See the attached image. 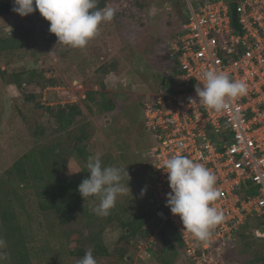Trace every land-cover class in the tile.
Returning <instances> with one entry per match:
<instances>
[{
  "label": "rangeland",
  "instance_id": "obj_1",
  "mask_svg": "<svg viewBox=\"0 0 264 264\" xmlns=\"http://www.w3.org/2000/svg\"><path fill=\"white\" fill-rule=\"evenodd\" d=\"M7 1L13 6V0ZM199 1L110 0L106 6L115 9L114 18L102 23L98 34L82 49L57 44V37L48 30L49 22L38 10L26 17L14 12L0 16V38L7 33L20 37L23 43L10 54L0 52V72L4 71L8 80L11 74L22 73L20 88L0 76V178L37 145L56 141L54 120L44 108H39L65 104H76L82 112L71 130L77 133L80 126H86V149L90 155H99L104 166L106 159L108 166L126 167L129 175L124 176L122 183L129 182L130 190L117 197L107 216L96 215L92 209L99 201L89 198L65 225L52 212L39 210L33 189L19 188L13 208L20 217L32 264H77L79 259L71 252L90 250L92 244L88 240L99 230L98 238L112 252L122 235L119 223L150 206L156 225L150 221L148 229L156 244L148 257L142 255L145 245L138 244L128 262L94 258L97 264H161L156 260L162 251L161 233L165 232V238L169 232L164 218L154 209L155 200L148 189L154 140L144 128L143 110L144 104L150 103L161 89L163 80L166 90H175L176 67L170 46L188 20V4L196 6ZM32 71L41 76L30 80L28 72ZM87 92L93 93L92 101L86 100ZM101 92L114 103L113 111L97 110ZM30 95L34 98L29 101L26 98ZM37 127L43 130L40 137L34 135ZM65 156L68 160L63 172L81 174L86 164ZM145 188L147 191L141 196ZM109 216L110 221H106ZM171 242L177 248L172 239ZM5 247L0 246V264H9ZM208 257V264H264V239L241 229L222 254L216 259ZM170 264H186L182 251Z\"/></svg>",
  "mask_w": 264,
  "mask_h": 264
},
{
  "label": "built area",
  "instance_id": "obj_2",
  "mask_svg": "<svg viewBox=\"0 0 264 264\" xmlns=\"http://www.w3.org/2000/svg\"><path fill=\"white\" fill-rule=\"evenodd\" d=\"M188 6V20L170 46L176 88L160 89L144 104V128L154 140L148 189L156 212L178 232L186 264H208V256L216 259L235 242L249 218L262 221L257 234L264 238V0H200ZM206 70L243 82L245 94L231 98L221 112L190 103ZM174 155L202 163L216 177L212 206L224 219L205 242L182 231L180 218L165 206L170 187L159 168ZM153 239L150 233L137 237L135 252L144 244L142 255L148 257Z\"/></svg>",
  "mask_w": 264,
  "mask_h": 264
},
{
  "label": "trees",
  "instance_id": "obj_3",
  "mask_svg": "<svg viewBox=\"0 0 264 264\" xmlns=\"http://www.w3.org/2000/svg\"><path fill=\"white\" fill-rule=\"evenodd\" d=\"M109 1L98 0L97 7L102 9L106 7ZM12 12V5L7 0H0V16L9 15ZM22 46L23 43L20 37L9 36L6 33L5 37L0 38V52L2 53L10 54ZM173 63L175 64V61ZM28 73H30V80L41 76L37 71ZM0 76L4 81L8 80L4 71L0 72ZM21 76L22 73L11 74L9 82L6 83L20 88ZM100 95V100L96 103L97 110L99 112L113 111L114 103L106 96L104 98L102 92ZM93 96L92 92H87L85 98L92 101ZM33 98L34 96L30 95L26 99L30 101ZM42 108L54 120L56 141L46 146L37 145L33 150L18 159L5 172L4 178H0V238L5 241L4 255L7 257L9 264H32L31 255L26 244L27 240L23 237V226L20 217L13 208V201H18L19 188L33 189L39 210L52 212L62 225L71 222L86 201H83L77 190L82 180L87 178L86 165L81 174L69 175L63 172L66 168L65 163L68 160H65L66 154L82 164H86L87 158L90 156L86 149V141L89 138L86 126H80L77 133L71 130L76 118L81 116L82 112L76 104H65L56 107L41 106L39 109ZM88 109L90 110V107ZM42 133L43 130L37 127L34 135L40 137ZM105 165H109L106 159ZM152 211L151 206L150 208L144 207L143 210L128 216L119 223L122 235L115 243L112 252H109L108 247L102 242L101 238H98L101 233V230H99L96 235L88 240L92 244L93 256L109 257L117 262H128L131 253L135 252L136 243H133V238H137V236L146 237L149 234L148 224L150 221L156 225V220L154 221L152 218ZM110 217L106 218V221H110ZM166 225L165 228L169 234L162 241L161 253L156 255L158 257L156 258L157 262L161 264H170L173 257L181 251L183 253V243L178 232L172 225L168 223ZM261 225L262 221L253 217L249 218L240 230H250L254 236L260 237L257 231ZM171 239L176 243L177 248L174 247ZM168 252H170V256ZM85 253L83 249L71 252L78 259L82 258Z\"/></svg>",
  "mask_w": 264,
  "mask_h": 264
},
{
  "label": "clouds",
  "instance_id": "obj_4",
  "mask_svg": "<svg viewBox=\"0 0 264 264\" xmlns=\"http://www.w3.org/2000/svg\"><path fill=\"white\" fill-rule=\"evenodd\" d=\"M98 0H13L12 11L26 17L38 10L49 22V32L57 37V44L72 48H84L99 31V26L114 18L112 7H97ZM203 83L194 86L195 98L190 103L200 104L221 112L229 107L231 98L245 94L246 85L228 75L206 70L202 73ZM88 177L78 185L83 201L93 198L99 203L92 209L98 216H107L115 207L117 197L130 190L122 183L128 175L125 168L104 166L99 155H90L86 162ZM167 174L170 192L165 206L173 216H178L182 231H187L199 242L207 241L212 229L224 219L222 211L212 206L217 200L216 177L202 163L194 162L183 155H174L159 168ZM147 189L141 190V196ZM149 231V229H148ZM139 237V236H138ZM162 239V238H161ZM5 241L0 239V246ZM77 264H97L93 251L88 250Z\"/></svg>",
  "mask_w": 264,
  "mask_h": 264
},
{
  "label": "water",
  "instance_id": "obj_5",
  "mask_svg": "<svg viewBox=\"0 0 264 264\" xmlns=\"http://www.w3.org/2000/svg\"><path fill=\"white\" fill-rule=\"evenodd\" d=\"M163 84H164V80H163V82H162V87H161V89H164V85H163ZM261 231H264V229H261ZM164 233H165V232H164ZM164 233H163V232L161 233V238H162V239H164Z\"/></svg>",
  "mask_w": 264,
  "mask_h": 264
},
{
  "label": "crops",
  "instance_id": "obj_6",
  "mask_svg": "<svg viewBox=\"0 0 264 264\" xmlns=\"http://www.w3.org/2000/svg\"><path fill=\"white\" fill-rule=\"evenodd\" d=\"M173 77H174V74H173ZM164 89H165V87H164ZM168 90V89H167Z\"/></svg>",
  "mask_w": 264,
  "mask_h": 264
}]
</instances>
